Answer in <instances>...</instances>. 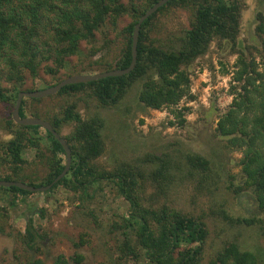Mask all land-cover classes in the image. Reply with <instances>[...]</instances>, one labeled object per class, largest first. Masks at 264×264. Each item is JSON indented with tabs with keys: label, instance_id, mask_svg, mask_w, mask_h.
<instances>
[{
	"label": "trees",
	"instance_id": "trees-1",
	"mask_svg": "<svg viewBox=\"0 0 264 264\" xmlns=\"http://www.w3.org/2000/svg\"><path fill=\"white\" fill-rule=\"evenodd\" d=\"M159 1L0 0V83L6 81L13 86L11 91L0 86V101L15 106L26 72L32 78H38L40 68L51 61L55 67H48V73L56 76L58 71L66 68L68 58L81 55L83 42L91 44L103 25L110 22L116 27L126 15L131 18V23L123 30L127 43L122 57L115 67L108 66L105 71L129 68L133 57L134 28ZM171 8L192 12L191 28L180 40L179 49L175 42L165 44L154 38L158 17ZM240 12L237 0H171L142 25L138 61L132 73L69 85L56 95L79 99L84 96L86 102L89 100L96 107L107 109L120 105L133 86L143 82L139 102L154 111L170 109L180 121V126H185L183 111L175 108L185 97L191 96V76L187 67L205 55L215 41L225 46L232 45L234 50L237 47L239 70L235 73L231 93L234 99L220 116L215 136L220 138L225 150L241 151L243 154L239 163L241 179L234 180L232 186L239 202L248 197L255 201L258 214L237 221L248 227L259 225L264 239V60L261 63L256 59L249 60L245 54L247 48L239 38ZM256 20L259 23L257 37L264 47V13H259ZM73 72L81 74L86 70ZM9 93L14 94L9 96ZM28 101L40 103L43 99L25 98L20 111L23 118L27 117ZM77 108L74 103L63 108L58 115L44 119L60 135L65 127L73 126L69 135H61L72 152L71 170L46 193L64 187L88 195L105 181L113 183L118 194L130 204V217L125 219L124 226H120L128 231L120 259H124L125 263L131 260L134 264L140 261L148 264H206L203 256L209 232L203 217H192L167 206L159 209L146 206L140 191V179L147 173L139 167L122 166L111 172L101 168L98 161L106 150L104 121L100 116L84 117ZM30 116L41 118L37 110L32 111ZM171 125L176 124L171 122ZM40 129L18 125L12 117L7 120L6 130L13 138L7 142L0 141V167L8 170L5 176H0V180L44 187L52 184L64 171L65 165L60 156H66V153L62 145L47 132L51 141V156L46 157L41 140L36 137ZM30 149L36 152V158L42 160L47 171L40 184L35 183L33 178L37 176V171L28 174L37 163V160L30 162L25 158L24 154ZM167 156L146 158V162L156 166L147 183H158L162 191H171L185 179L197 176L207 180L215 174L211 162L200 155L189 154L182 160L168 159ZM0 190L21 196L37 194L15 187H0ZM4 212L0 207V218ZM3 223L0 221V234L5 232ZM17 238L28 249L38 252L41 236L32 220L28 221L26 234ZM83 260L82 255H77V263ZM27 264L45 263L41 259H30ZM53 264L69 262L62 255ZM207 264H264V252L244 250L233 241L226 243Z\"/></svg>",
	"mask_w": 264,
	"mask_h": 264
},
{
	"label": "rangeland",
	"instance_id": "rangeland-1",
	"mask_svg": "<svg viewBox=\"0 0 264 264\" xmlns=\"http://www.w3.org/2000/svg\"><path fill=\"white\" fill-rule=\"evenodd\" d=\"M241 8L240 42L247 48L245 54L249 60H264V47L257 37L259 13H264L262 0H237ZM192 12L187 9L171 8L158 17L154 38L169 44L175 42L181 48V39L191 28ZM131 23L126 15L120 19L116 27L107 22L96 33L91 44H81V55L68 58V65L56 76L48 73V67H55L50 61L39 71L38 78H32L29 72L24 74L25 83L20 92L42 91L73 74V70L85 71L81 74H97L108 66L115 67L123 54L127 40L123 30ZM237 47L225 46L213 42L207 53L193 62L187 71L191 76L190 97H185L175 109L182 110L185 126L172 115L170 109L154 111L139 102V93L143 82H138L129 91L123 102L117 107L99 108L93 102L71 98L67 95H54L44 98L42 102L28 101L27 117L37 110L40 119L53 117L63 108L77 104L84 117L100 116L104 121L103 136L106 150L98 161V165L106 171H113L122 166L141 168L147 175L140 179L144 204L151 208L167 206L192 217H203L207 224L209 237L205 246L204 263H208L226 243L238 242L242 249L252 252H264V239L260 226L248 227L238 224V219L257 213L253 199L244 198L239 202L234 180L241 179L239 165L243 154L241 151L225 150L216 129L219 118L232 104V86L235 73L239 70ZM0 86L13 90L6 81ZM14 93H9L13 96ZM29 99V98H26ZM15 106L0 101V141L7 142L13 135L6 130L7 120L12 117ZM171 122L176 125L172 126ZM73 126L65 127L61 135L66 137ZM34 134V133H33ZM41 141L47 156L51 141L47 131L40 129L36 136ZM189 154H197L207 158L215 174L211 179H185L171 191H162V187L149 180L151 163L146 162L148 156L168 159H185ZM30 162L37 160L28 174L37 176L35 183L40 184L46 176L45 164L36 158L33 149L24 154ZM66 166L67 158L60 156ZM46 160V159H45ZM44 160V162H45ZM185 162V161H183ZM7 169L0 167V176H5ZM89 195V196H88ZM88 195L75 193L59 187L52 193H37L21 196L0 190V207L5 210L0 221H3L5 232L0 234V264H27L28 260L41 259L45 264H53L59 256H65L69 264H134L131 260L125 263L121 248L128 231L121 229L125 219L130 217V204L121 197L113 183L105 181L96 186ZM41 236L38 252L28 249L17 238L26 234L28 221ZM130 235V234H129ZM77 255L84 260L77 263ZM136 264H148L145 261Z\"/></svg>",
	"mask_w": 264,
	"mask_h": 264
},
{
	"label": "water",
	"instance_id": "water-1",
	"mask_svg": "<svg viewBox=\"0 0 264 264\" xmlns=\"http://www.w3.org/2000/svg\"><path fill=\"white\" fill-rule=\"evenodd\" d=\"M171 0H160L157 4H155L152 8H150L139 20L137 25L134 28L133 33V57H132V63L129 68L127 69H118V70H112L97 74H79L70 76L67 79L61 81L55 86L49 87L42 91H33V92H21L19 94V97L17 99L15 109L12 114V118L14 122L21 126L26 127H40L41 129H44L47 132H50L62 145L66 157H67V164L65 166L64 171L52 182V184L44 187H35L32 185H29L24 182H17V181H6V180H0V187L3 188H11L15 187L27 192L31 193H45L50 191L54 185L58 184L64 177L68 175V173L71 170L72 167V152L71 149L66 142V140L54 129V127L46 120L40 119V118H34V117H25L23 118L20 114L21 107L23 100L25 98H32V99H44L51 96H54L58 94L62 89L69 85H76V84H86L91 83L95 81H99L105 78H113V77H122L129 75L132 73L137 65L138 61V44H139V38H140V32L142 25L146 20H148L151 16H153L155 13H157L162 7L166 6Z\"/></svg>",
	"mask_w": 264,
	"mask_h": 264
}]
</instances>
